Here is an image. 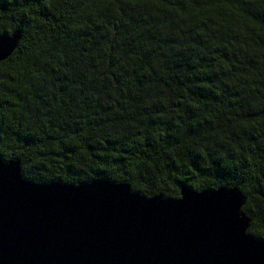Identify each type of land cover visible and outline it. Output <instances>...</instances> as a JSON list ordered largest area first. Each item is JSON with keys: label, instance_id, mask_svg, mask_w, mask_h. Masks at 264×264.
I'll return each mask as SVG.
<instances>
[{"label": "trees", "instance_id": "obj_1", "mask_svg": "<svg viewBox=\"0 0 264 264\" xmlns=\"http://www.w3.org/2000/svg\"><path fill=\"white\" fill-rule=\"evenodd\" d=\"M0 155L35 182L238 187L264 241V0H0Z\"/></svg>", "mask_w": 264, "mask_h": 264}, {"label": "water", "instance_id": "obj_2", "mask_svg": "<svg viewBox=\"0 0 264 264\" xmlns=\"http://www.w3.org/2000/svg\"><path fill=\"white\" fill-rule=\"evenodd\" d=\"M10 34L0 61L17 47L20 31ZM5 161L0 264H264L236 186L147 197L126 182L31 181L19 159Z\"/></svg>", "mask_w": 264, "mask_h": 264}, {"label": "clouds", "instance_id": "obj_3", "mask_svg": "<svg viewBox=\"0 0 264 264\" xmlns=\"http://www.w3.org/2000/svg\"><path fill=\"white\" fill-rule=\"evenodd\" d=\"M12 40H13V37L10 33L0 32V44H3L4 48L6 44L10 45L12 43ZM0 159H2L5 163H7L3 158H0Z\"/></svg>", "mask_w": 264, "mask_h": 264}, {"label": "snow or ice", "instance_id": "obj_4", "mask_svg": "<svg viewBox=\"0 0 264 264\" xmlns=\"http://www.w3.org/2000/svg\"><path fill=\"white\" fill-rule=\"evenodd\" d=\"M3 49H4V45L3 44H0V52L3 53Z\"/></svg>", "mask_w": 264, "mask_h": 264}]
</instances>
